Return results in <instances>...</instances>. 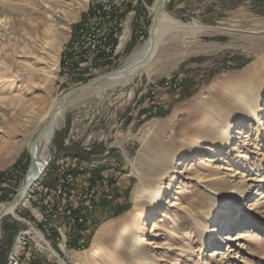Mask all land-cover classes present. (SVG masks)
I'll return each instance as SVG.
<instances>
[{
	"label": "rangeland",
	"instance_id": "1",
	"mask_svg": "<svg viewBox=\"0 0 264 264\" xmlns=\"http://www.w3.org/2000/svg\"><path fill=\"white\" fill-rule=\"evenodd\" d=\"M102 1L0 0V62L25 75L10 78L7 69L0 66L4 76L0 82V207L14 198L31 167L23 144L24 125L32 118L29 109H37L46 94L51 102L71 88L118 70L147 40L152 20L148 8L153 0ZM108 10L105 23L112 31L117 30L116 37L120 36L119 41L111 40L109 34L106 42L101 41L104 48L113 44L111 54L106 50L99 53L97 36L91 37L95 23L102 16L105 18L103 13ZM164 10L181 23L196 22L219 29L200 34L188 43L172 40L162 45L148 72L123 86L97 93L90 90L94 93H86L81 105L65 112L64 122L55 130L49 147V161L36 181H40L39 185L35 182L29 191V202L17 206L14 216L7 214L0 219V264H11L14 253V264H90L89 257L96 252L101 254L100 264H120L118 259L123 255L117 244L126 228L120 226L121 221L126 222L127 231L133 233L131 237L158 264H222L211 253V234L202 238L188 214L179 208L188 209L200 201V189L192 182L193 175L213 170L229 177L230 170L236 168L235 156L227 155L225 149H218L214 155L212 146L196 158L177 153L172 164L175 172L168 177L160 180L146 175L151 158L163 160V153L185 143L183 135L191 132L194 125L214 123L218 109L234 103L230 97L232 89L216 94L212 91L223 76L240 74L253 64L256 65L252 73L261 71L264 0H168ZM127 20L126 43L117 49ZM137 28L142 30V40L135 35ZM15 46L19 48L14 50ZM22 48L31 55L21 57L18 52ZM36 55L59 62L52 83L45 89L30 83L41 82L36 75L40 66L34 65ZM263 76H253L258 80L256 85ZM198 96L207 101L206 105L193 103ZM260 99L259 106L264 111V94ZM251 123L245 120L237 125L241 128L238 135L233 128V142L238 148L245 138L246 143L257 138L254 127L249 132ZM236 124L237 121L233 122ZM79 166L84 168L82 172L76 170ZM70 171L75 174L76 189L94 190L91 200L87 199L92 219L88 216L83 235L74 237L68 235V216L49 217L44 213L49 202L55 210L63 203L52 187L64 183ZM142 182L155 190L159 200L137 199L136 188ZM44 187L53 191L49 197L43 196ZM110 193L108 202L101 198L97 201L100 195ZM257 199L235 204L237 209L231 212L240 227L223 235L221 248L226 251L229 247L232 264H264V220L250 212V207L242 209L246 203L252 206ZM68 205L66 202L65 207ZM152 209L157 213L149 216ZM219 216L222 225L228 221L226 215ZM28 229L25 247L17 250L19 233ZM35 231L42 239H37ZM239 234L247 236L239 244L244 243L243 248L226 238ZM97 238V245L92 248ZM44 242H49L50 247ZM64 243L67 257L63 253Z\"/></svg>",
	"mask_w": 264,
	"mask_h": 264
},
{
	"label": "bare ground",
	"instance_id": "2",
	"mask_svg": "<svg viewBox=\"0 0 264 264\" xmlns=\"http://www.w3.org/2000/svg\"><path fill=\"white\" fill-rule=\"evenodd\" d=\"M166 1L168 0H162L160 6H158L159 0H153L152 5L148 8L154 20L153 41L151 46H149V42L145 40L144 43L138 46L126 58L123 65L118 69V72L108 75L101 83L82 89L63 100L56 97L51 102H48L49 94H46L37 109H29L32 118L26 123V126L24 125L23 129L25 136L23 144L27 148L30 147L31 157L37 172L41 174L49 161V147L55 130L64 122L65 112L68 109L81 105V98L86 93H97L117 86H123L143 72H148L155 64L153 61H155L154 58L159 52V48L172 40L188 43L187 40H191L200 34L210 33L219 29L217 27L199 25L196 22L184 24L177 21L164 10ZM129 20L126 22L125 30L119 43V49L126 43ZM18 48V46H15L14 50ZM18 53L21 57H26L27 55L30 56L32 52L29 53L25 48H22V51ZM34 59V65L40 66V68L36 70V75L40 76L41 82L35 83L31 81L30 83L33 86L40 85L45 89L52 83L59 62L57 59L46 60L38 55L34 56ZM255 65L256 64H253L240 74L223 76V78L218 81L219 84L215 89L212 88V91L216 94V92H221L227 88L232 89V96H230L231 94L229 96L235 100L234 103L229 104L225 109H218V119L214 123L210 122L207 126L202 123L194 125L191 132H187L183 135L185 143H179V146H174L173 151L170 150L163 153V160H159L161 157L151 158L149 162H152V165H150L146 175L150 178L165 179L168 175L173 173V171L175 172L172 164L178 154L183 155L187 153L190 157L196 158L198 153H203V151H206L210 146H212V153H214V155L218 153V149H225L227 150V155L232 153V155L235 156L233 159L235 164H233V166L236 168L230 170L231 176L229 177H222L219 174H215L213 170H207L206 173H196L193 175L192 182H196L200 189V201L195 202L194 205L190 207L188 206V209L179 208L180 211L188 214L190 223L196 226L198 231L202 233V238L205 235L209 236L211 234L209 240V245L213 248L211 253L217 255L222 264H232L230 253H228L229 247L226 251H223L221 244L224 241L223 235L226 234V232L235 231L240 227L239 220L233 218L234 213H231L233 210L237 209L235 204H244L258 197L252 206H248L246 203L242 209L250 207V212H253L254 215H257L262 221L264 220V152H262L264 151V128L263 122H261L262 113L264 111H262L259 106L261 102L260 98L264 94V76L263 80L257 85L255 83H257L258 80L253 77L258 73L264 74V66L261 68V71H257L254 74L251 72V69ZM0 66L7 69V72L11 75L10 78L18 79L25 77V75L18 70L15 71L9 66L6 67L4 62H0ZM3 77L4 76L0 74V82H3ZM234 87H238V90H234ZM45 91L47 92L48 90ZM193 103L203 106L206 105L207 101L205 102L198 96ZM35 117H37L36 122ZM245 120L252 122L248 125V129L250 132L252 127H254L257 138L255 140L252 139V141L248 143L245 142V138L244 142L242 141V144H240L238 148L234 145L232 130L233 128L236 129V134L238 135L241 128L237 127V125L240 126ZM235 121H237V124L233 125ZM175 149H178V152H175ZM249 156L251 158H249ZM35 172L36 171L32 167L28 169L23 181L24 185H26L25 189L14 203L8 204L5 207L2 216L7 214L14 216V211L17 206L21 204L26 205L29 202V191L34 185H27L32 181ZM136 190L138 192V200L148 199L152 202L159 200L155 190L151 186L144 185L143 182L137 185ZM153 213H157L156 209H152L151 212H148V215L152 216ZM227 213L230 215H227ZM219 215H226L225 218L228 219V221L222 225ZM203 219L207 220V222L202 221ZM119 224L127 228L126 222L121 221ZM126 228H123L121 240L117 244L123 255L121 259H118L119 263L158 264L156 258L149 257L148 254L142 250L141 246L137 244V240L131 237L133 233L128 232ZM28 231L29 229L26 233H28ZM35 234L37 239H42L38 232L35 231ZM36 237L34 238L36 239ZM245 237H247L245 234H239L234 237L226 238L230 242L236 241V244L239 245L241 240L244 241L243 238ZM98 240V238L97 240L94 239L92 248L97 245L94 243L98 242ZM243 245L244 243L239 246L243 248ZM16 248L18 250L19 246L16 245ZM100 251L102 250L100 249ZM99 253L96 252L89 257L90 264H100L98 256L101 254ZM12 259L10 263L14 264V261L17 260L15 253ZM177 260L178 259H175V261ZM60 262L63 263L61 260Z\"/></svg>",
	"mask_w": 264,
	"mask_h": 264
},
{
	"label": "built area",
	"instance_id": "3",
	"mask_svg": "<svg viewBox=\"0 0 264 264\" xmlns=\"http://www.w3.org/2000/svg\"><path fill=\"white\" fill-rule=\"evenodd\" d=\"M103 1L108 2V0H103ZM103 1H102V3H104ZM103 8H104V6L102 7V9ZM109 12H110V10L105 11L103 13V15H105V18H104V16H102V18H99L98 21L95 23V26L93 29L94 31H93L92 36H91V37H95V39L97 36L98 41L97 40L96 41L99 44L97 47V50L99 53H104V52L108 51L111 54L112 50L110 48L113 44H108L105 47L106 49L102 45L103 42H106V37L109 34H112L111 40L118 39V41H119V38H120V36L116 37L117 30L113 29V31H112V29H110L109 25H107V23H105L109 19ZM97 29H99V32L96 31ZM83 30L84 29H82V33H83ZM100 33H101V35H100ZM135 35L139 37V40L143 39V33H142V30L140 28H137L135 30ZM101 41H103V42L101 43ZM118 43H120V42H118ZM88 46L90 48V42L88 43ZM115 47H117V49H118L119 44ZM76 170L79 172H82L84 170V168L79 166ZM58 172H60L59 169H58ZM62 172H64V171H62ZM65 179L66 180L64 183H62V184L58 183L56 186L52 187L53 188L52 190L54 191V195L57 196V198H59L63 203L60 205L59 209L55 210L51 206V202H49V204H46V207L44 209V213L49 217L55 216V214H57V215L63 214L65 216H68V218H69V225H68L69 237L81 236L84 233V229H85L84 227L86 224L87 217L90 216L92 219V216H93L92 211H90L87 206H89V204H90L91 195H92L94 190L86 189V190H83V192H82L81 190L76 189V187H75V185H76L75 174L73 173V171L68 172ZM39 182L40 181L36 182L35 185L36 186L39 185ZM3 186L8 188V185L5 183L3 184ZM93 189H95V188H93ZM68 190H69V194L67 195ZM97 190H99V189H97ZM42 191H43V196H45V197H49L48 195L53 192L48 187H44L42 189ZM1 192L2 191L0 190V196H1ZM98 194H100V193H98ZM88 197H90V200H87ZM111 197H112L111 193L109 195L102 194V195H100V197L97 198V201L99 198H101L102 202L103 201L108 202L111 199ZM66 202H69L68 207L67 206L65 207ZM64 207H65V209H64ZM58 230H60V229H58ZM27 235L28 234L26 233V231H22L21 233H19V235L16 239V242H17V245L19 246V248L23 249L25 247ZM44 243L48 247H50L49 242L48 243L44 242ZM59 247L61 249V245H59ZM62 248H64L63 249L64 257H67L65 254V251H66L65 243L62 246ZM29 249L30 248H28V250ZM18 253H19V251H18Z\"/></svg>",
	"mask_w": 264,
	"mask_h": 264
},
{
	"label": "water",
	"instance_id": "4",
	"mask_svg": "<svg viewBox=\"0 0 264 264\" xmlns=\"http://www.w3.org/2000/svg\"><path fill=\"white\" fill-rule=\"evenodd\" d=\"M161 1L162 0H159L158 2V6H160L161 4ZM153 28H154V20L152 19L151 20V23L149 25V28H148V31H147V41L149 42V46L152 45V41H153ZM119 70H115V71H112L110 73H107L103 76H100L86 84H83V85H80V86H77V87H74V88H71L69 89L66 93H64L61 97H60V100H63V99H67L68 97L74 95L75 93H77L78 91L82 90V89H86L88 87H92L94 85H97L98 83H100L101 81H103L106 77H108V75L110 74H114L116 72H118ZM27 151L30 155V166L36 171L35 172V175L32 179V181L27 185V186H30L32 184H34L37 179L39 178V176L41 175L39 172H37L36 168H35V165H34V162L32 160V157H31V149L30 147L27 148ZM43 171V170H42ZM26 185H24V182L22 183L21 187L19 188V190L17 191L16 195L14 196V198L10 201V202H7V203H4L1 207H0V219L2 218V214H3V210L5 209V207L8 205V204H11V203H14L22 194L23 190L25 189Z\"/></svg>",
	"mask_w": 264,
	"mask_h": 264
},
{
	"label": "trees",
	"instance_id": "5",
	"mask_svg": "<svg viewBox=\"0 0 264 264\" xmlns=\"http://www.w3.org/2000/svg\"><path fill=\"white\" fill-rule=\"evenodd\" d=\"M145 37H146V34H145ZM13 235V234H12ZM13 237V236H12ZM11 238V237H10Z\"/></svg>",
	"mask_w": 264,
	"mask_h": 264
}]
</instances>
